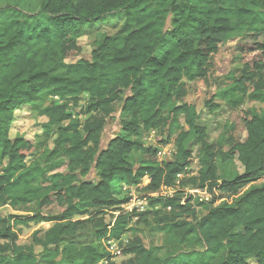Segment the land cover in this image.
I'll use <instances>...</instances> for the list:
<instances>
[{"label":"trees","instance_id":"16d2710c","mask_svg":"<svg viewBox=\"0 0 264 264\" xmlns=\"http://www.w3.org/2000/svg\"><path fill=\"white\" fill-rule=\"evenodd\" d=\"M115 13L124 14L121 29L95 41L90 60L68 64L85 28ZM244 32L255 40L238 49L250 59L215 95L233 110L264 104V0H41L36 13L0 9V207H33L28 217L0 216V264H114L103 241L118 244L129 232L121 264H264V185L244 191L264 178V112L238 110L245 138L230 137L222 151L182 102L184 80H204L219 47ZM117 104L120 134L101 149ZM33 107L46 119L43 142L11 139L14 111ZM154 132L165 136L161 146L172 140L171 160L139 141ZM234 162L242 172L220 179L217 164ZM179 185L237 198L215 206L218 199L200 201ZM133 188L147 211L123 208ZM162 188L175 192L152 196ZM148 220L161 247H145L132 229ZM44 223L17 245L14 227ZM89 227L97 246L74 240Z\"/></svg>","mask_w":264,"mask_h":264},{"label":"rangeland","instance_id":"374dc122","mask_svg":"<svg viewBox=\"0 0 264 264\" xmlns=\"http://www.w3.org/2000/svg\"><path fill=\"white\" fill-rule=\"evenodd\" d=\"M40 1L41 0H0V9L10 6L17 7L24 12L36 13L39 9ZM123 22L124 14L115 13L103 18L92 27H86L84 30L85 35L79 40V45L81 47L80 55L68 60L67 63L74 64L79 60H90L91 51L94 49V42L105 36H114L121 29ZM254 40L255 38L248 36L246 32L234 36L221 45L217 53L211 57L207 69V75L204 80L199 79L192 82L184 80L187 95L182 102L195 107V110L199 115V124L205 128L209 142L218 150H226V143L230 137L235 139L239 137L240 140L245 138V132H243V126L240 123L241 113L238 112V110L254 111L258 114L264 112V104L259 102L246 100L237 110H233L224 101L215 96L219 91L231 85L233 80L236 79L242 71L244 63L250 59V56L247 53H241L238 49V45L251 44ZM50 100L51 99L48 98L44 102H39L37 103V106L41 104L47 106L50 103ZM210 102L218 107L215 112H211L207 106ZM119 110L120 104H117L114 114L105 118V128L101 136V149L105 148L111 139L120 134ZM78 111L79 109H76L74 110V113H78ZM45 123L46 119L38 115L35 107L30 109H17L14 111L13 121L10 126V138H21L33 145H38L44 140L42 125ZM165 139V136L161 135V133L154 132L141 135L139 141L144 144V146L157 147L159 153H161L160 156H158L159 161H168L171 160L174 154V147L172 140L161 146L159 143L165 141ZM140 161L141 157H139L138 154L135 155V164ZM217 165L220 179L231 178L235 174H240L242 172V168L237 162L226 165L218 163ZM191 169L195 174V160L192 162ZM96 179L97 177L94 169H92L87 180L95 182ZM146 183L147 180L145 179L144 184ZM263 185L264 178L248 186L244 191L246 192L249 189L260 188ZM178 187L180 190H183L184 193L190 194L193 198L200 201L207 202L213 198L218 199L215 206L221 203L231 204L235 198H237H227L226 196H222L218 191H213V194H208L205 191L193 190L190 186L181 187L179 185ZM124 195H126L132 202L130 206L131 211L135 210L136 213H143L149 209L147 201L141 198L143 195L140 192V188L125 190ZM124 207H126V205ZM125 211L131 212L127 209ZM197 211L199 217L204 215V212L200 208H198ZM31 212H33V207L31 206L18 209H13L10 206L0 207L1 217H28L31 215ZM47 213H57V211L50 210L47 211ZM113 215H116V213ZM110 219V216H107L105 221L108 222ZM136 221L137 219L133 220L134 223ZM150 221L151 220H148L147 223L134 225L132 226V229L136 230L135 235L142 241V244L145 247H161L162 235L154 231L153 225H151ZM49 227L50 225L45 223L40 225L29 224L27 226L18 225L17 227H14L13 231L17 235V245L28 244L29 237L34 232H44ZM133 237V232L126 233L116 245L118 248V254L114 255V264H121L127 259V257L120 254V249H122L123 246ZM74 240L83 244L97 246L94 239V230L90 227L78 233L77 236L74 237ZM3 243H5V241L0 239V245ZM102 246H104V244H102ZM160 254L163 256L164 251Z\"/></svg>","mask_w":264,"mask_h":264},{"label":"built area","instance_id":"2783aa9c","mask_svg":"<svg viewBox=\"0 0 264 264\" xmlns=\"http://www.w3.org/2000/svg\"><path fill=\"white\" fill-rule=\"evenodd\" d=\"M160 154L161 153H158V156H160ZM174 192H175V190L174 189H166V188H162L161 190H160V192H158V193H156V194H153L152 196L153 197H159V196H161V197H167V196H172L173 194H174ZM131 204H132V202L130 201L127 205H126V207H124L123 206V208L126 210H130L131 211V208H130V206H131ZM130 208V209H129ZM103 244H104V246H105V248H106V250L110 253V256L112 257L111 258V262H114V255L115 254H118V252H117V250H118V248H117V243L115 242V241H113V240H104L103 241Z\"/></svg>","mask_w":264,"mask_h":264}]
</instances>
